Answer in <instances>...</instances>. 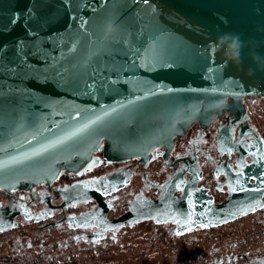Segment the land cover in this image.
Instances as JSON below:
<instances>
[{
    "label": "water",
    "instance_id": "water-1",
    "mask_svg": "<svg viewBox=\"0 0 264 264\" xmlns=\"http://www.w3.org/2000/svg\"><path fill=\"white\" fill-rule=\"evenodd\" d=\"M150 2L156 11L161 31H145L142 34L143 39L147 41L145 47L157 42L164 43L171 37L187 45V58L176 59L175 64L169 61V65L158 66L155 69L127 70L128 76L134 73L135 77L148 81L149 86L155 85L152 96H145L143 92L130 94V85L125 84L116 86L119 88V95L105 93L98 98H90L78 94L70 87L58 88L53 83L28 81L27 87L43 97L44 103H52L53 107L46 108L43 103L37 105L27 97L23 99L17 97L14 104H6L3 110H0V189L11 192L19 187L29 188L32 184L51 183L58 178L61 167H65L66 170L87 168L88 164L85 161L90 163L96 160V157H92V152L104 142L105 157L109 160L134 157L146 159L156 145L165 144L170 147L176 134L182 133L194 119L212 118L216 112L227 106L226 101L229 97L233 98L230 104L235 105L238 98L246 94L264 96V69H257L250 58L252 52L264 55V0H150ZM89 3L91 7L86 6ZM111 3L112 0H75L74 5L69 6L67 15L64 9H60L62 19L53 26V34L63 35L65 23L69 22L71 17L78 16L85 21L96 19V38L102 40L104 13L100 11V7L103 5L111 7ZM26 6H31L29 0H0V41H10L24 35L21 25L17 24L13 28L9 24V19L19 17L20 10ZM56 7L59 8V5ZM72 7L75 8L74 11L71 10ZM144 8L145 5L139 3V0L135 3L133 0H116L115 19L123 24L130 17L135 18L136 30L140 32ZM93 9H96L95 14ZM78 24L79 20L75 25L70 24V28L75 30ZM224 32L237 33L244 41L240 65L229 63L221 68L224 57L220 52L212 51V42ZM206 47L208 54L205 62L203 53ZM61 50L67 51L60 45L52 55L60 57ZM141 51L143 54V49ZM11 58L13 57L10 56L9 59ZM249 68L253 69L251 74L248 72ZM209 69L218 71V75L228 83H221ZM225 69L228 75H225ZM0 81H3L5 88L18 83L7 77H0ZM168 89L171 91H167ZM137 96L143 97L137 102L147 105L146 110L136 113L126 128L121 124L100 137L99 147H95L94 143L92 146L87 145L91 138L107 131L98 124L81 137L69 142L67 146L58 147L42 157L34 158L39 159L38 166L24 169L23 174L20 171H10L20 168L19 165L6 163L10 156L29 151L30 145L36 146V141L30 135L35 126L43 122L55 134L57 130L53 128L52 121L63 124V121L68 119L67 116L52 114L53 108L57 113L64 110L61 103L99 112L101 105L105 108L115 107L117 103L126 105L128 101L136 100ZM72 116L74 120L71 123L79 121L80 117L76 115L75 110ZM41 117L45 119L41 120ZM25 137L28 143L25 142ZM257 142L255 151L264 150V144L260 140ZM9 143L11 147H8ZM71 147H81L83 155L59 156ZM241 170L245 173L242 185L235 183V170L234 176L228 181L229 195L222 202H216L207 189L196 188L195 185L181 187L183 189L181 197L174 195V188H165L164 193L156 200L139 194L129 203V209L120 219L121 223L124 220L141 222L146 219H153L157 223L169 222L176 224L172 236H182L199 229L217 228L263 209L264 183L261 181L264 180V167L251 163L245 164ZM254 175L258 178L251 181ZM115 178L116 176L112 175L96 180L102 181L108 187L107 194L103 190L96 191L98 185L88 183L95 180L92 179L74 184L80 187H74L71 196L75 200L96 199L101 208L106 203L103 197L108 195L115 185L120 186L126 181ZM24 182L28 185H24ZM233 187L236 191H232ZM189 191L192 193L191 197L188 196ZM107 210L103 208L98 218L106 219ZM16 214L17 211L10 215L0 214V232H7L16 227L14 222ZM202 224L208 226L201 227ZM246 264H264V255Z\"/></svg>",
    "mask_w": 264,
    "mask_h": 264
},
{
    "label": "flooded vegetation",
    "instance_id": "flooded-vegetation-1",
    "mask_svg": "<svg viewBox=\"0 0 264 264\" xmlns=\"http://www.w3.org/2000/svg\"><path fill=\"white\" fill-rule=\"evenodd\" d=\"M232 101L229 97L227 106L208 120L194 119L182 133L176 134L170 147L156 145L146 159L109 160L105 157L104 142L92 152L97 163L91 169L61 167L58 178L51 183L32 184L11 192L0 189V214L17 211L16 227L0 232V258L36 256L41 260L57 259L62 264L71 263L65 259L80 264H100L97 258L111 256L129 261L123 252L130 251L133 258L134 242L139 236L150 235L167 244L171 239L186 236H172L176 230L173 223H157L153 219L121 223L120 219L139 194L156 200L165 188H174V195L181 197V187L190 184L207 189L216 202L228 197V181L240 166L241 158L244 165L253 163L249 153L255 149L248 145H255L259 140L264 144V96L246 94L238 98L237 104L231 105ZM112 175L116 176L115 180L126 181L115 185L103 197L106 203L101 208L96 199L75 200L71 196L77 182ZM103 208L108 209L106 219L98 218ZM236 221L234 225H231L233 221L214 229L211 248L198 254L196 264H246L264 255V208ZM224 227L227 229L222 230ZM201 245L203 247V242L198 252ZM165 246L156 245L151 252ZM82 253L98 255L83 258ZM148 253L140 250L139 256ZM238 254L243 255L235 256Z\"/></svg>",
    "mask_w": 264,
    "mask_h": 264
},
{
    "label": "snow or ice",
    "instance_id": "snow-or-ice-1",
    "mask_svg": "<svg viewBox=\"0 0 264 264\" xmlns=\"http://www.w3.org/2000/svg\"><path fill=\"white\" fill-rule=\"evenodd\" d=\"M135 2L136 0H133V3ZM29 3L31 6L21 9L19 17L9 19V24L13 28L17 24L21 25L24 29V35L15 37L10 41H0V77L18 81L16 84L8 85L7 88H5L3 81H0V110H3L6 104H14L17 97L21 99L27 97L33 104L37 105L43 103L46 108L53 107L52 103H44L43 97L38 96L36 92L27 87L28 81L41 84L53 83L58 88L70 87L78 94L90 98H98L105 93L119 95V88L116 86L125 84L130 85V94L143 92L145 96H152L155 85L149 86L148 81L135 77L134 73L128 76L127 70L155 69L158 66L169 65V61L175 64L176 59L187 58L188 56L187 45L171 37L164 43L157 42L145 47L147 41L143 39L142 34L145 31H161L156 18V11L152 8L150 0H139V3L145 5L141 14L140 32L136 30L135 18L130 17L123 24L115 19L116 0H112L111 7L101 6L100 11L104 13L102 40L96 38V19L85 21L78 16L71 17L69 22L65 23L63 35L53 34V26L62 19L60 9H64V13L67 15L69 6L74 5L75 0H29ZM56 5H59V8ZM86 6L91 7V4ZM71 10L74 11L75 8L72 7ZM93 12L95 14L96 9H93ZM77 20H79V24L75 30H72L70 24L75 25ZM138 36L140 39H137ZM60 45L67 51L61 50L60 57L52 55ZM69 45L71 46L69 47ZM212 51L217 52L213 47ZM207 54L208 49L206 47L203 53L205 62ZM10 56L13 58L9 59ZM217 63L219 62L217 61ZM209 71L221 83H228L223 81V78L218 75V71L213 69H209ZM224 71L225 75L229 74L226 69ZM167 91H171V89ZM140 99L143 97L137 96L136 100L128 101L126 105L117 103L115 107L105 108L101 105L99 112L95 109H81L74 105L61 103V108L64 110L57 113L56 109L53 108L52 114L67 116L68 119L64 120L63 124L52 121L53 128L57 130L55 134L43 122L35 126L30 135L36 141V146L30 145L29 151L10 156L6 163L20 166V168L10 171H20L23 174L24 169L38 166L40 164L39 159L34 158L42 157L58 147L67 146L69 142L81 137L98 124L107 131L91 138L87 145L92 146L94 143L95 147H99L100 137L118 128L121 124L126 128L136 113L146 110L147 105H141L137 102ZM73 110L80 117L79 121L74 124L71 123L74 120ZM90 113L92 115H89ZM43 119L45 118L41 117V120ZM24 139L28 143L27 137ZM247 143L244 141V144L247 145ZM11 146L9 143L8 147ZM248 147H255V145H248ZM80 149L81 147H71L59 156H71L73 154L81 156L83 153ZM228 153L231 154V148L228 149ZM249 154L253 157L254 166L259 164L264 167V150ZM96 163V160H92V163L88 164V169H91ZM243 167V158H241L240 167L235 173L237 185L243 183L242 178L245 175L244 171L241 170ZM77 174H79V170H77ZM257 178L255 175L251 177V179ZM261 182L264 183V180ZM88 183L98 185L96 191L103 190L105 194L108 193V187L102 181L92 180ZM73 187L78 188L80 186L74 185ZM232 191H236V188L233 187ZM191 195L192 193L189 191L188 196L191 197ZM207 226L206 224L201 225V227Z\"/></svg>",
    "mask_w": 264,
    "mask_h": 264
},
{
    "label": "rangeland",
    "instance_id": "rangeland-1",
    "mask_svg": "<svg viewBox=\"0 0 264 264\" xmlns=\"http://www.w3.org/2000/svg\"><path fill=\"white\" fill-rule=\"evenodd\" d=\"M238 223V221H234L231 225H234ZM228 227V226H227ZM217 228L210 229L208 232H201L199 234L197 233H191L187 234L184 237L171 239L170 243L167 244V242H164L162 240H159L157 238L152 239V237L149 236H139V239L135 241L136 245L134 246L135 251V257H130V251H124L123 253L127 256V259L129 258V261L132 264H146L149 262V264H196L198 260V254L201 253V251H205L211 248L213 243V238L211 237V233H215V230ZM227 228H222V230H225ZM209 233V234H208ZM217 233V232H216ZM203 247L201 245V250L198 252L199 247L196 246V243H202ZM156 245H166L165 248H162L166 251H163L162 249L159 250V253H153L151 250L155 249ZM173 247H176V251L173 252L171 249ZM143 250L144 252H149L148 255H142L139 256V251ZM165 252L168 253V255L164 254ZM134 253V252H133ZM94 253H82L83 258H85L88 255H92ZM94 255H98L95 253ZM176 256V257H175ZM99 259L100 264H128L129 261L126 259H116L115 257H102L97 258ZM142 259V260H141ZM145 260V262H143ZM138 261V262H136ZM148 264V263H147Z\"/></svg>",
    "mask_w": 264,
    "mask_h": 264
},
{
    "label": "clouds",
    "instance_id": "clouds-1",
    "mask_svg": "<svg viewBox=\"0 0 264 264\" xmlns=\"http://www.w3.org/2000/svg\"><path fill=\"white\" fill-rule=\"evenodd\" d=\"M212 47L224 57L221 68L226 67L229 63L240 65L242 63V51L244 49V41L237 33L224 32L216 37L212 42ZM252 62L257 69H264V55L258 52H252L250 55ZM253 69L249 68L251 74Z\"/></svg>",
    "mask_w": 264,
    "mask_h": 264
},
{
    "label": "trees",
    "instance_id": "trees-1",
    "mask_svg": "<svg viewBox=\"0 0 264 264\" xmlns=\"http://www.w3.org/2000/svg\"><path fill=\"white\" fill-rule=\"evenodd\" d=\"M65 260H67V262H71L70 264H80V263L72 262L68 259H65ZM0 264H62V263L57 259H54V260L50 259L49 261V259H46V258H43V260H41L40 258L36 256H24V257L18 256V257L0 258ZM90 264H93V263H90Z\"/></svg>",
    "mask_w": 264,
    "mask_h": 264
},
{
    "label": "built area",
    "instance_id": "built-area-1",
    "mask_svg": "<svg viewBox=\"0 0 264 264\" xmlns=\"http://www.w3.org/2000/svg\"><path fill=\"white\" fill-rule=\"evenodd\" d=\"M199 245H200V243H196V246H198V247H199ZM171 250H172L173 252H175L177 249H176V248H172ZM153 253H159V251H157V250L155 251V250H154V252H153ZM165 254H166V255H168V253H167V252H165ZM147 255H148V254H147Z\"/></svg>",
    "mask_w": 264,
    "mask_h": 264
}]
</instances>
